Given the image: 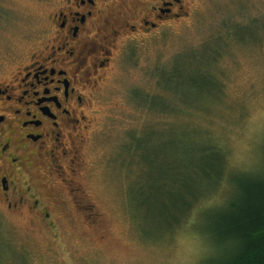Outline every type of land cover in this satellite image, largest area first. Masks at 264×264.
<instances>
[{
    "label": "rangeland",
    "instance_id": "rangeland-1",
    "mask_svg": "<svg viewBox=\"0 0 264 264\" xmlns=\"http://www.w3.org/2000/svg\"><path fill=\"white\" fill-rule=\"evenodd\" d=\"M57 4L0 0V67L45 41ZM187 9L182 19L130 36L114 51L78 154L75 177L89 209L54 225L0 209V264H218L199 223L206 208L226 199L229 183L224 180L184 222L167 229L171 202L165 191L141 186L151 168L137 152L132 158L128 147L132 132L145 130L157 163L179 166L188 149L208 139L225 149L230 172H264V0H189ZM237 22L245 26L225 29ZM218 34L223 44L216 48L209 41ZM200 67L215 75V90L193 88ZM29 171L34 179L41 173Z\"/></svg>",
    "mask_w": 264,
    "mask_h": 264
},
{
    "label": "flooded vegetation",
    "instance_id": "flooded-vegetation-1",
    "mask_svg": "<svg viewBox=\"0 0 264 264\" xmlns=\"http://www.w3.org/2000/svg\"><path fill=\"white\" fill-rule=\"evenodd\" d=\"M57 2L45 41L0 67V209L52 225L89 209L78 154L114 51L185 17L189 0Z\"/></svg>",
    "mask_w": 264,
    "mask_h": 264
},
{
    "label": "trees",
    "instance_id": "trees-1",
    "mask_svg": "<svg viewBox=\"0 0 264 264\" xmlns=\"http://www.w3.org/2000/svg\"><path fill=\"white\" fill-rule=\"evenodd\" d=\"M227 26L225 29H240L245 25L237 22ZM219 37L220 34L209 41L216 48L223 44L217 41ZM209 66L211 68V64H206V67ZM206 67L196 71L192 78L195 84L192 85L196 89L212 88L213 91L218 82ZM156 76L157 82L161 84V76ZM200 83L203 86L197 85ZM219 89L217 93L220 94L222 85L221 88L219 85ZM181 95L185 96L183 93ZM156 96L150 95L152 98ZM144 106L139 104V107ZM144 131L138 135L132 132L128 152L132 158L136 157L137 152L140 161L151 168V177L141 186L150 192H166L167 201L171 202L167 203L174 213L167 229L184 222L201 198L217 190L226 180L229 183V195L220 204L204 210L206 220L199 223L200 232L206 241L208 239V242H212L219 256L218 264H264V172H230L224 148L208 139L200 141L198 148L188 149L185 160H181L179 166L170 162L160 166L156 161L158 154L151 153L147 148ZM186 135V138L191 136L189 133ZM140 161L137 162L142 164ZM177 192H186V196L179 197Z\"/></svg>",
    "mask_w": 264,
    "mask_h": 264
}]
</instances>
